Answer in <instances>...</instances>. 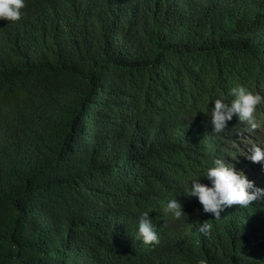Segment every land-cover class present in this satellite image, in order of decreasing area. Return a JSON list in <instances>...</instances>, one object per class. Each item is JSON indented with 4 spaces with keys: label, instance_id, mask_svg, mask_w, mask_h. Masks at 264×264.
<instances>
[{
    "label": "trees",
    "instance_id": "obj_1",
    "mask_svg": "<svg viewBox=\"0 0 264 264\" xmlns=\"http://www.w3.org/2000/svg\"><path fill=\"white\" fill-rule=\"evenodd\" d=\"M236 85L264 96V0H25L0 20V264H264V202L216 219L183 192L262 167L264 104L212 132Z\"/></svg>",
    "mask_w": 264,
    "mask_h": 264
},
{
    "label": "clouds",
    "instance_id": "obj_2",
    "mask_svg": "<svg viewBox=\"0 0 264 264\" xmlns=\"http://www.w3.org/2000/svg\"><path fill=\"white\" fill-rule=\"evenodd\" d=\"M25 0H0V20L15 22L21 18ZM230 100L216 98L213 100L210 120L213 133H222L228 127V122L235 117L240 123L246 124L249 130L261 127L257 120V106L264 104V96L254 93L242 85L233 86L229 91ZM246 158L253 163L260 162L264 166V147L253 146ZM204 177L210 186L200 183ZM196 179H191L184 186L183 192L189 197L197 199L204 213L220 218L225 208L233 205L247 207L253 201L264 202V188L256 187L243 171L237 170L230 162L216 159L213 166L208 167ZM163 211L176 220H181L187 214L176 195L167 199ZM199 231L208 235L211 225L203 222L199 224ZM137 236L146 245L158 243L160 236L156 230L149 212H143L138 218Z\"/></svg>",
    "mask_w": 264,
    "mask_h": 264
},
{
    "label": "rangeland",
    "instance_id": "obj_3",
    "mask_svg": "<svg viewBox=\"0 0 264 264\" xmlns=\"http://www.w3.org/2000/svg\"><path fill=\"white\" fill-rule=\"evenodd\" d=\"M251 181L254 182L256 187L264 188V166L254 174Z\"/></svg>",
    "mask_w": 264,
    "mask_h": 264
}]
</instances>
